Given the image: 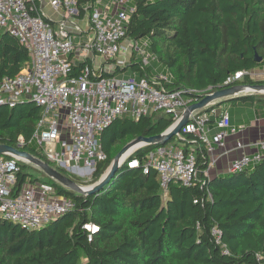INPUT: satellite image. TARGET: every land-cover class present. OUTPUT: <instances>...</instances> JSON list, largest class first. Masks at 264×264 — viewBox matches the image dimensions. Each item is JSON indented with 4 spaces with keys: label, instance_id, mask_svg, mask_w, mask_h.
<instances>
[{
    "label": "trees",
    "instance_id": "16d2710c",
    "mask_svg": "<svg viewBox=\"0 0 264 264\" xmlns=\"http://www.w3.org/2000/svg\"><path fill=\"white\" fill-rule=\"evenodd\" d=\"M93 1L77 4L83 11ZM133 4L125 37L147 40L149 52L170 73L168 88L214 91L236 72L264 68V0H133ZM255 52L260 61L254 60ZM29 60L27 49L0 27V83L3 77L18 74ZM140 60L133 52L128 63L133 75L140 79L155 73ZM256 79L244 73L230 85L253 84ZM247 97L264 102L263 93ZM41 112L26 99L12 107L0 105V143L30 152L79 183L48 160L41 145L28 143ZM173 122L171 115L155 112L137 120L115 118L97 135L106 159L96 163L89 182L99 179L126 143L160 133ZM19 135L24 139L21 145ZM181 142L195 155L197 175L189 186L170 183L165 196L154 169L144 172L123 163L101 189L83 195L20 161L18 185L38 179H27L33 168L57 194L70 198L74 208L38 229L0 217V264H264V157L244 170L207 177L204 144L190 133H184ZM152 147H139L131 157L141 158ZM90 223L97 227L95 232L83 226ZM212 225L221 229L229 254L215 243Z\"/></svg>",
    "mask_w": 264,
    "mask_h": 264
},
{
    "label": "built area",
    "instance_id": "2783aa9c",
    "mask_svg": "<svg viewBox=\"0 0 264 264\" xmlns=\"http://www.w3.org/2000/svg\"><path fill=\"white\" fill-rule=\"evenodd\" d=\"M42 1L0 0V27L17 38L30 58L29 65L18 74L2 78L0 105L12 107L26 99L42 108L28 143L52 146L50 151L42 150L51 162L65 169L74 168V172H92L98 161L106 159L97 135L115 118L137 120L155 112L169 114L177 121L188 105L212 92L210 87L195 91L168 88L171 76L160 71L140 79L114 75L128 65L133 52L141 58L142 67L152 55L144 49L148 46L146 39L139 46V40L125 37V24L135 9L133 0H94L83 11L77 0H48L58 16L55 26L42 8ZM70 35L79 40H72ZM77 62H81L78 68ZM244 73L253 76L250 71L236 72L220 87L230 85ZM259 74L264 79V68ZM209 119L215 121V138L223 146L236 127L231 125L227 107L212 101L206 109L189 114L173 141L150 148L141 158L131 157L134 148L123 156L121 164L140 167L144 172L154 169L164 196L170 183L191 185L197 175L196 159L191 147L184 149L181 141L184 133H190L204 144L209 155L214 149L208 138ZM17 141L23 144V136L19 135ZM249 145L236 142L237 148ZM251 145L255 151L235 157L229 171L244 170L264 157V137ZM20 161L0 155V217L26 229H38L74 208L70 198L57 194L55 187L44 180L18 185ZM83 226L90 232L97 229L91 223ZM210 233L221 252L229 254L221 229L212 225Z\"/></svg>",
    "mask_w": 264,
    "mask_h": 264
},
{
    "label": "water",
    "instance_id": "95a60500",
    "mask_svg": "<svg viewBox=\"0 0 264 264\" xmlns=\"http://www.w3.org/2000/svg\"><path fill=\"white\" fill-rule=\"evenodd\" d=\"M254 60L260 61L261 57L258 54L254 53ZM129 65H126L127 67ZM258 82L253 84H233L227 85L216 90L209 92L205 95L199 97V99L188 105L187 108L183 111L181 116L177 121H174L168 128L164 131L150 135V136H137L128 143H126L119 151L114 155L109 165L99 177V179L88 185H81L69 178L68 176L61 173L57 168L51 166L48 162L42 160L41 158L31 154L30 152L23 150L19 147H14L9 144L0 143V155L15 157L22 162L30 163L36 166L38 169L43 171L47 176L51 177L64 187L75 191L83 195H90L93 192L101 189L113 176L114 172L117 170L122 162L123 156L130 152L134 148H139L145 145H163L173 138L182 127L188 122L189 114L195 110L205 108L209 102L216 101L218 104L224 103L226 100L233 99L238 96H247L254 93H263L264 94V83L260 82L263 78H257ZM30 103L34 101L30 100ZM39 106L38 104H36ZM72 172L75 171L74 168H71Z\"/></svg>",
    "mask_w": 264,
    "mask_h": 264
},
{
    "label": "crops",
    "instance_id": "0c3cea01",
    "mask_svg": "<svg viewBox=\"0 0 264 264\" xmlns=\"http://www.w3.org/2000/svg\"><path fill=\"white\" fill-rule=\"evenodd\" d=\"M41 6L45 10L46 14L54 20L53 26H55L58 16L52 10V6L48 0L42 1ZM83 20L85 19L82 18L81 23L85 24V21ZM261 71L262 69L258 68L250 70L251 74H259ZM254 102L255 101H253V103ZM261 106L262 108L258 109V112L254 109L252 114L247 115H245V113L231 115L229 112L231 125L236 127V131L235 133H230L226 136L223 146H220L215 138V133L218 131L215 121L213 119H209L207 121V127L209 129L208 138L214 147L208 155L210 163L205 170L207 177H213L215 175L228 172L229 164L235 157L241 153L250 154L255 151V147L251 144L264 137V102ZM237 141L250 145L243 148H237ZM57 145L60 147L59 144Z\"/></svg>",
    "mask_w": 264,
    "mask_h": 264
},
{
    "label": "rangeland",
    "instance_id": "374dc122",
    "mask_svg": "<svg viewBox=\"0 0 264 264\" xmlns=\"http://www.w3.org/2000/svg\"><path fill=\"white\" fill-rule=\"evenodd\" d=\"M86 22V20H83ZM3 29V28H1ZM70 37L72 38V40L74 41H78L79 40V37H76V38H73V35H70ZM83 39H85L84 37H82ZM139 46H142V41L139 40ZM147 52H149L150 50L148 49V47H145L144 48ZM150 68H152V70L156 71H162L164 72L165 74H169V71L167 70V68L165 67V65H163L161 62H159L158 60H156L152 55L149 57V63L147 64ZM115 76H118V77H128V76H131L133 75V70L130 66L128 67H123L121 70H117L115 73H114ZM253 78H259L261 77L260 74H253L252 76ZM264 80V79H263ZM258 94V93H256ZM224 104L227 109L229 110V112L231 113V115L233 114H240V113H245V115L247 114H252V111L255 109L257 112L259 111L258 109L262 108L261 105H263V103L259 102V100H255V102L253 103V101L251 100L250 97H243V96H238V97H235L233 99H230V100H226ZM173 141V140H172ZM42 150L44 151H50L52 150V146H49V145H43L42 146ZM30 164V163H29ZM32 165V164H31ZM34 166V165H32ZM36 167V166H35ZM30 172H31V175L27 176V179L28 177H38V179H41V180H44V177L42 176V174L33 169V168H30L29 169ZM69 173L73 174L77 179H79V183L78 184H81V185H88L90 184V180H91V175L93 173L92 172H87V171H82V172H72V170L70 169H66ZM126 175H123L121 176L120 178V181H122L124 178H125Z\"/></svg>",
    "mask_w": 264,
    "mask_h": 264
},
{
    "label": "bare ground",
    "instance_id": "6f19581e",
    "mask_svg": "<svg viewBox=\"0 0 264 264\" xmlns=\"http://www.w3.org/2000/svg\"><path fill=\"white\" fill-rule=\"evenodd\" d=\"M34 103V102H33Z\"/></svg>",
    "mask_w": 264,
    "mask_h": 264
}]
</instances>
